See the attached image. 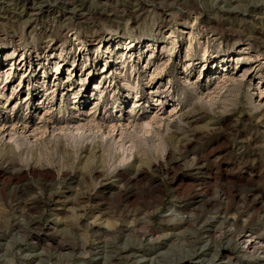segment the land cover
I'll return each instance as SVG.
<instances>
[{
  "label": "rangeland",
  "instance_id": "rangeland-1",
  "mask_svg": "<svg viewBox=\"0 0 264 264\" xmlns=\"http://www.w3.org/2000/svg\"><path fill=\"white\" fill-rule=\"evenodd\" d=\"M0 264H264V0H0Z\"/></svg>",
  "mask_w": 264,
  "mask_h": 264
},
{
  "label": "bare ground",
  "instance_id": "bare-ground-1",
  "mask_svg": "<svg viewBox=\"0 0 264 264\" xmlns=\"http://www.w3.org/2000/svg\"><path fill=\"white\" fill-rule=\"evenodd\" d=\"M54 92V90H51V91H49V92H47L48 93V95H50L51 93H53ZM128 97V96H127ZM53 113L54 112H51V117H50V119H45L44 120V122H45V125H46V128L48 129H46V130H39L38 128L37 129H35L34 127L36 126V124H34V125H32V126H26V128L29 130V129H35V130H33L34 131V133H37V134H39V133H41L43 136L45 135V137H47L48 135H50V133H55V132H57L59 129H64L65 130V128L64 127H58V125L59 124H61V123H65V122H68V121H75L78 117H76V116H70V117H63V118H61V119H58V118H55V117H53ZM148 115H150L149 113H145V114H143V116L145 117V116H148ZM135 117V116H134ZM104 121V124H102V128H104V129H107L108 128V126H107V122H108V120H103ZM67 127V126H66ZM76 127V126H75ZM19 128L20 127H15L14 129H13V131H15V132H17L18 130H19ZM69 128V127H68ZM71 128H73V127H71ZM78 128V127H77ZM77 128H75V129H77ZM78 129H80V128H78ZM9 130V128L8 127H4L3 128V131H8ZM67 130V129H66ZM84 130V129H83ZM107 140H109V139H107ZM68 141H70V140H68ZM110 141V140H109ZM60 142V141H59ZM74 142V141H73ZM71 145V144H70ZM109 145H112V143H110ZM72 146H74V145H72ZM59 147H60V145H59ZM110 147V146H109ZM109 147H108V149H109ZM111 150V149H110ZM109 150V151H110ZM68 152H69V149H68ZM109 153V152H108ZM49 155H51V153H48ZM111 154V153H110ZM66 155V154H65ZM7 161V160H6Z\"/></svg>",
  "mask_w": 264,
  "mask_h": 264
}]
</instances>
